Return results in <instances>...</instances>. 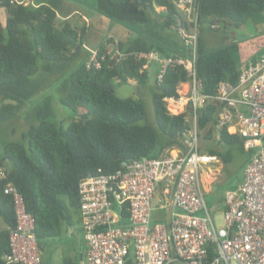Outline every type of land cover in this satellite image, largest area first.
Here are the masks:
<instances>
[{"label": "trees", "instance_id": "16d2710c", "mask_svg": "<svg viewBox=\"0 0 264 264\" xmlns=\"http://www.w3.org/2000/svg\"><path fill=\"white\" fill-rule=\"evenodd\" d=\"M67 1L122 27L107 32L92 52L86 44L88 25H73L67 10L59 15L66 0H0L5 13L4 24L0 20V123L18 114L31 98L42 96L33 113L36 121L18 140L0 144V264H22L5 258L11 251V232L17 228L13 194L4 192L7 183L22 196L41 251L46 239L72 227V210L81 223L82 179L111 174L129 161L159 157L174 148L185 151L184 139L192 126L190 108L171 113L164 97H179L178 86L192 80L184 64L188 59L194 60L200 93L209 96L197 107L198 136L202 132L209 139L215 131L226 146L206 151L223 162L231 159L232 149L248 152L246 162L251 154L240 134L219 124L226 102L215 98L219 83L236 84L249 60L238 64L240 40L206 49L198 30L202 24L217 30L220 25L238 28L248 19H259L264 16V0H193L191 13L179 9L177 0H94L89 5L85 0ZM190 27L196 30L195 47L188 39ZM174 34L185 48L171 44ZM151 52L156 57L149 58ZM166 58L181 62L169 61L163 67L161 59ZM50 76L55 80L49 82ZM127 81L139 83L143 96L118 98L114 90ZM48 86L58 93H49ZM51 96L70 111L66 124L51 119ZM126 205L113 200L111 209L128 213ZM215 253L209 246L208 257ZM40 259L44 264L42 255ZM63 264L74 263L65 258Z\"/></svg>", "mask_w": 264, "mask_h": 264}, {"label": "built area", "instance_id": "2783aa9c", "mask_svg": "<svg viewBox=\"0 0 264 264\" xmlns=\"http://www.w3.org/2000/svg\"><path fill=\"white\" fill-rule=\"evenodd\" d=\"M176 5L191 13L193 0H177ZM188 39L195 47L196 30L188 32ZM148 57L156 55L151 52ZM169 61L181 62L161 59L162 66ZM184 64L192 76L182 83L188 84L186 97H180V84L179 97L164 100L180 105L177 112L167 105L171 113L190 108L192 126L184 139L185 151L141 157L111 174L88 175L79 182L81 231L87 245L84 264H264V51L241 68L236 84L220 82L215 96L226 102L219 112V124L240 134L245 150H251L242 181L225 192L220 225L207 205L200 178L204 166L219 162L218 155L201 149L196 127L197 107L209 96L199 91L194 60ZM156 191L161 205L170 203L177 211L168 223L151 221ZM4 192L13 194L17 217L11 251L5 258L41 264L31 231L33 218L25 211L22 196L10 183ZM113 200L127 202L128 225L117 224ZM212 245L216 253L208 257Z\"/></svg>", "mask_w": 264, "mask_h": 264}, {"label": "rangeland", "instance_id": "374dc122", "mask_svg": "<svg viewBox=\"0 0 264 264\" xmlns=\"http://www.w3.org/2000/svg\"><path fill=\"white\" fill-rule=\"evenodd\" d=\"M92 1L94 0H85L84 3L89 5ZM63 7L59 10V15L62 14L61 16H63V12L67 10L69 11V20L73 25H88L86 38L87 50H94L107 32H116L117 28L122 27L120 24L112 22L101 14L92 11L87 6L80 5L79 3L66 0ZM0 20L4 24L5 13L3 7H0ZM191 30L192 28L190 27L188 32L190 33ZM256 30L260 33H256ZM198 32L206 49L215 48L231 40H240L238 64H242L243 61L248 59L257 50L264 47V16L259 19H248L244 24L234 30L224 28L223 25H220V28L217 30H211L207 25L202 24L199 27ZM182 42L183 41L176 34H174L171 39L172 45L177 47L184 46L185 48V45ZM152 64L154 63H151L150 65ZM50 77L52 78L48 77L49 82L55 80L54 76ZM187 86L188 84L180 85V97H186L185 93L187 92ZM49 93L56 95L58 91L56 88L51 87ZM41 98L42 96H36L32 101L31 98L18 114L11 119L0 123V144L8 140H18L21 133L28 128V124L36 121V115H33V113L35 112V107ZM55 98L51 96V119L55 121L63 120L64 124H66L71 117V113ZM166 103L172 111L177 112L181 110L179 107L180 105L177 102L172 101ZM145 104L147 109L151 112L152 103L149 91H146ZM199 144L203 151L208 147L219 150L226 149V146L217 139L215 131L209 139H204L201 132V135L199 136ZM247 153L248 152L245 151L240 152L232 149V157L229 161L223 162L218 156V163L208 167L204 166L203 169H201L200 178L204 188L205 199L213 214L216 225L222 223V209L225 191L236 187L242 180ZM71 214L73 220L72 227H67V229L58 237H50L46 239L43 249L41 251L38 249L40 258L42 255L44 264H63V259L65 258H68L70 262L74 264H78L81 258L84 262L83 252L87 245L83 238L82 231L80 230L79 224L81 223L79 221V215L73 210L71 211ZM2 226L3 222L0 218V227Z\"/></svg>", "mask_w": 264, "mask_h": 264}, {"label": "crops", "instance_id": "0c3cea01", "mask_svg": "<svg viewBox=\"0 0 264 264\" xmlns=\"http://www.w3.org/2000/svg\"><path fill=\"white\" fill-rule=\"evenodd\" d=\"M227 29L234 30L235 28L229 26V27H227ZM256 33H260V32L256 30ZM263 50H264V47L257 50L248 59L243 61L242 64L246 63V61H248V60L257 59ZM171 151L172 152H179V149L174 148V149H171ZM205 151H206V149H205ZM159 195H160L159 192L156 191V193L154 194L153 199H152L151 221L152 222L168 223L170 221L172 215H174V213H176L177 211L170 203H166V204L161 205V200H160ZM121 210L119 208L114 209L115 213H117V215H118L119 224L120 225H128L130 223L128 213L125 211V212H123V214H121ZM79 226H80V230H81V224H79ZM85 250H86V247H85ZM84 254H85V251L83 252V257H84ZM78 264H84L82 258L80 259V262ZM173 264H184V263L177 261Z\"/></svg>", "mask_w": 264, "mask_h": 264}, {"label": "water", "instance_id": "95a60500", "mask_svg": "<svg viewBox=\"0 0 264 264\" xmlns=\"http://www.w3.org/2000/svg\"><path fill=\"white\" fill-rule=\"evenodd\" d=\"M115 95L118 98H125L135 93H139L143 96V91L139 83H135L133 81H127L116 87ZM85 117V115H83ZM70 228V227H69Z\"/></svg>", "mask_w": 264, "mask_h": 264}]
</instances>
